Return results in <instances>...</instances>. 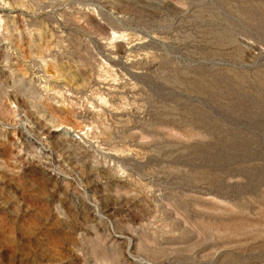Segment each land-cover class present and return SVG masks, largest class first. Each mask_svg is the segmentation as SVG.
<instances>
[{
	"label": "rangeland",
	"instance_id": "obj_1",
	"mask_svg": "<svg viewBox=\"0 0 264 264\" xmlns=\"http://www.w3.org/2000/svg\"><path fill=\"white\" fill-rule=\"evenodd\" d=\"M0 21V264H264V0Z\"/></svg>",
	"mask_w": 264,
	"mask_h": 264
},
{
	"label": "bare ground",
	"instance_id": "obj_2",
	"mask_svg": "<svg viewBox=\"0 0 264 264\" xmlns=\"http://www.w3.org/2000/svg\"><path fill=\"white\" fill-rule=\"evenodd\" d=\"M1 22V21H0ZM2 25V24H1ZM60 94V93H59Z\"/></svg>",
	"mask_w": 264,
	"mask_h": 264
}]
</instances>
